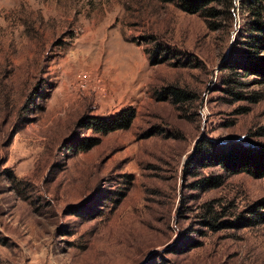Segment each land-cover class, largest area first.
Segmentation results:
<instances>
[{
  "label": "rangeland",
  "instance_id": "rangeland-1",
  "mask_svg": "<svg viewBox=\"0 0 264 264\" xmlns=\"http://www.w3.org/2000/svg\"><path fill=\"white\" fill-rule=\"evenodd\" d=\"M248 1L0 0V264H264V176L197 157L264 146Z\"/></svg>",
  "mask_w": 264,
  "mask_h": 264
},
{
  "label": "trees",
  "instance_id": "trees-1",
  "mask_svg": "<svg viewBox=\"0 0 264 264\" xmlns=\"http://www.w3.org/2000/svg\"><path fill=\"white\" fill-rule=\"evenodd\" d=\"M180 8L189 12H196L199 8H204L206 13L213 15V5H207L208 2L214 0H173ZM249 11L252 14V18L249 21L248 39L250 45L255 49L252 52L247 53L249 62L247 65H241L244 70L250 73L258 75V81L264 82V54L260 55L257 49L264 50V0H249ZM252 69V70H251ZM169 93L176 95V91L172 88L169 89ZM113 117L97 124L98 129L101 131H108L116 127H126L131 118L132 113H125L124 116ZM122 118V119H121ZM202 157L210 160V163L218 164L225 170L231 172L245 171L254 176H264V146H249L239 143L231 144L225 149H216L210 143L202 144L197 149V157ZM207 186L217 185L218 182L215 178H206ZM262 209V210H261ZM251 219L249 217L243 218L242 225L250 224L255 221H264V196L256 201L254 208L250 209ZM239 222L237 219L233 222L229 220H221L220 224H232Z\"/></svg>",
  "mask_w": 264,
  "mask_h": 264
}]
</instances>
